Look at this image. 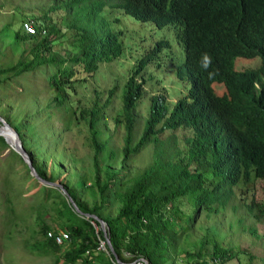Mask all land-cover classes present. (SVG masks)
<instances>
[{
	"label": "trees",
	"instance_id": "trees-1",
	"mask_svg": "<svg viewBox=\"0 0 264 264\" xmlns=\"http://www.w3.org/2000/svg\"><path fill=\"white\" fill-rule=\"evenodd\" d=\"M56 1L50 8L60 11L57 17L43 13L34 23V33L21 27L15 33L14 41H20L22 48L13 64L0 66V81L45 69L47 83L54 92L52 100L60 103L65 90L80 78L73 76L77 71L73 69L75 65H81L89 73L98 63H108L129 50L121 40L123 30L114 28L106 18L110 9L138 22H150L156 28H171L183 52V62L175 65L174 74L186 82V93L170 107L163 103L161 94L151 96L136 141L133 110L143 93V78L137 79V75L169 47L166 39L156 40L147 48L128 74L120 94L119 119L124 129L121 163L147 142L153 144L150 163L130 176L123 189V181L118 183L114 179L117 171L104 166L102 182L94 174L91 186L93 193V186L96 187L99 200L89 207L76 200L64 185L81 212L94 214L105 223L117 260L127 263L142 257L149 264H165L168 248L175 245V238L185 233L187 222L193 218L186 216L183 224L175 219L179 212H171V208L181 197H191L194 216L197 207L207 212L223 209L230 199L235 200L234 187L242 195L250 185L260 184L262 200L252 198L245 208L254 218L264 219V0H59V4ZM114 22L119 23L118 16ZM62 37L75 51L58 56L51 50V43ZM27 42L30 57L24 54L23 45ZM236 57H258L260 65L236 70L233 67ZM161 82L164 84V80ZM212 83L222 85L224 90L216 93ZM97 115L94 108L88 115H81L89 130L94 171L99 168L98 152L105 145L96 138ZM180 127L192 131V137L185 138L186 151L167 152L164 143L168 138L158 140L157 133ZM12 128L20 138L18 129ZM0 141L3 143L1 137ZM27 155L36 173L50 181L33 163L32 155ZM113 155L109 150V157ZM30 178L38 182L31 175ZM38 183L42 201L50 193H57V188ZM108 190L119 203L113 215L102 210ZM57 195L61 203L53 209L58 218L52 217L50 226L41 225L29 250L51 253L54 256L51 264H120L106 245L107 253L98 248V240L104 239V235L97 221L78 215L63 195ZM4 203L5 222L12 217V200L8 195ZM49 231L64 232L67 238L55 243L47 236ZM124 251L132 256L123 257ZM212 252L210 260L221 264L231 258L220 245H215ZM192 264L207 263L196 259Z\"/></svg>",
	"mask_w": 264,
	"mask_h": 264
},
{
	"label": "rangeland",
	"instance_id": "rangeland-1",
	"mask_svg": "<svg viewBox=\"0 0 264 264\" xmlns=\"http://www.w3.org/2000/svg\"><path fill=\"white\" fill-rule=\"evenodd\" d=\"M53 2L0 0V66L11 65L18 57L22 47L20 41H14V35L20 30L22 21L28 19L37 24V18H41L43 13L57 17L60 11L50 8ZM56 4H59V0ZM104 9L108 10V7ZM105 15L114 28L123 30L121 40L125 49L129 50L108 63H98L96 69L89 73L81 65H75L73 69L77 71L73 76L80 78L75 79L65 90L60 103L52 100L54 92L47 83L45 69L38 68L32 74L0 81V117L10 127L18 129L25 152L32 155L33 163L51 178L50 181L64 188V185L68 186L76 200L88 207L99 200L96 187L93 186V193L91 186L94 174L98 175L99 183L102 182L104 166L117 171L114 179L118 183L123 181V189L131 177L151 161L153 144L147 142L121 163L124 129L119 112L120 94L128 74L136 68L138 59L156 40L166 39L169 47L154 57L153 62L148 63L137 75V79L143 78V93L133 110L135 141L141 135L151 96L161 94L163 103L170 107L187 91L186 82L174 74L175 65L183 62V52L175 42L171 28H156L150 22H138L128 16L129 19L116 9H110ZM117 16L119 23L114 22ZM29 45L30 42H27L23 47L24 54L30 57ZM51 50L59 56L65 51L74 52L75 48L62 37L51 43ZM258 64V57H236L233 67L242 70L256 68ZM163 80L164 84L161 82ZM212 87L216 93L224 90L222 85L216 83H212ZM92 108L98 110L96 138L105 144L98 152L97 171L92 169L93 151L87 122L81 117L88 115ZM0 137L3 141H0V264H51L54 258L51 253H33L29 250V244L38 237L36 232H40L42 224L50 226L52 217L58 218L53 208L61 203L57 193L63 194L55 189L57 193H50L42 201L40 184L30 178L27 165L14 151L8 138L5 137L7 144L4 137ZM190 137L191 129L182 127L157 133L158 140L168 138L167 143H164L167 152L180 149L184 153V145H187L185 138ZM109 150L113 151L112 157H109ZM260 187V184L255 187L250 185L242 195L234 187L235 200L230 199L223 209L207 212L197 207L194 216L191 197L177 198L171 208V212H179L175 219L183 224L186 216L193 218L187 222L185 233L178 235L175 245L168 248L165 264H192L196 259H203L207 264H221L218 260H210L215 245L229 252L231 258L225 264H247L249 261L252 264H264V219L254 218L245 208L252 198L262 200ZM7 195L12 200V217L4 222V198ZM118 206V201L108 190L103 212L113 215Z\"/></svg>",
	"mask_w": 264,
	"mask_h": 264
},
{
	"label": "water",
	"instance_id": "water-1",
	"mask_svg": "<svg viewBox=\"0 0 264 264\" xmlns=\"http://www.w3.org/2000/svg\"><path fill=\"white\" fill-rule=\"evenodd\" d=\"M0 125L5 126L6 128H8V129L12 132L13 139H14V141H15V143H13V144H14L13 149H14L15 152H17V153L21 156V158L23 159V161H24L25 164L27 165V168H28V170H29L30 175H31L33 178H35L38 182H40V183H42V184H45V185H48V186H51V187L57 188V189L63 194V196L65 197V200L67 201V203L71 206V208H72V209H73L78 215H80V216H84V217H90V218H93V219H95V220L97 221V223H98V225H99L101 231L103 232V234H104V236H105L107 248L109 249V251H110V253L112 254V256L117 260L116 255H115V253H114V251H113V249H112V247H111V244H110V242H109L108 236L106 235V232H107V226L105 225V223H104L100 218H98L96 215H94V214H89V213L81 212V211L77 208V206L75 205V203L73 202V200L69 197L67 191L65 190V188H64L62 185H60V184H58V183H56V182L46 181V180L42 179V178L36 173L35 169L33 168L32 163H31V160L29 159V156L27 155V153H26L25 150L23 149L22 144H21V142H20V140H19V137L17 136L16 131H15L12 127H10V126L8 125V123H7L4 119H2L1 117H0ZM142 260H143L144 264H149V262H148L145 258H143ZM117 261H118V260H117ZM118 262H119V261H118ZM119 263H120V264H124V263H122V262H119ZM126 264H128V263H126Z\"/></svg>",
	"mask_w": 264,
	"mask_h": 264
},
{
	"label": "built area",
	"instance_id": "built-area-1",
	"mask_svg": "<svg viewBox=\"0 0 264 264\" xmlns=\"http://www.w3.org/2000/svg\"><path fill=\"white\" fill-rule=\"evenodd\" d=\"M21 29L23 31L27 32V33H34L36 31L34 23H32V21L31 20H28V19H26V20H24V21L21 22ZM92 224L94 225L93 222H92ZM46 233H47V236H51L53 238L54 242L55 243H58V244H60L64 239L67 238V236H66V234L64 232H57L56 234H54V233H52V232L49 231V232H46ZM100 242H102L101 243L102 245H100ZM104 245H106L105 236H104V239H99L98 240V248L104 250L107 253V250H106V248H105ZM123 254L125 255L123 257H130V256H132L130 253H128L126 251H124L122 253V255ZM142 259H143L142 257H138V258H136V259H134V260H132L130 262H127V263L128 264H144V262H143ZM124 264H126V263H124ZM177 264H179V263H177ZM184 264H190V263H184Z\"/></svg>",
	"mask_w": 264,
	"mask_h": 264
},
{
	"label": "bare ground",
	"instance_id": "bare-ground-1",
	"mask_svg": "<svg viewBox=\"0 0 264 264\" xmlns=\"http://www.w3.org/2000/svg\"><path fill=\"white\" fill-rule=\"evenodd\" d=\"M2 128V129H1ZM0 128V135H2L5 139V137L8 138V140L12 143V146L14 147V144L15 141L13 139V135H12V132L6 128L5 126L2 125V127ZM2 130V131H1ZM6 143L8 144L7 140L5 139ZM10 146V145H9Z\"/></svg>",
	"mask_w": 264,
	"mask_h": 264
}]
</instances>
